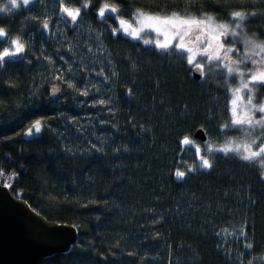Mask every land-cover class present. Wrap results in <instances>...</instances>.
<instances>
[{"label": "trees", "instance_id": "trees-1", "mask_svg": "<svg viewBox=\"0 0 264 264\" xmlns=\"http://www.w3.org/2000/svg\"><path fill=\"white\" fill-rule=\"evenodd\" d=\"M105 2L124 18L203 12L230 21L226 13L243 11L248 34L264 39V0H90L77 24L61 18L56 0L0 12V51L15 37L26 45L0 66V183L79 232L69 252L41 264H264V165L216 151L229 140L251 142L231 125L229 88L239 78L205 62L207 75L195 80L175 47L113 32L117 16H98ZM236 47L243 53L242 42ZM255 91L263 101L264 88ZM199 127L215 135L199 141L213 146L205 155L212 168H201Z\"/></svg>", "mask_w": 264, "mask_h": 264}, {"label": "snow or ice", "instance_id": "snow-or-ice-1", "mask_svg": "<svg viewBox=\"0 0 264 264\" xmlns=\"http://www.w3.org/2000/svg\"><path fill=\"white\" fill-rule=\"evenodd\" d=\"M32 2L33 0H8L10 7L8 5L0 7V12H11L13 9L21 8V6L27 8ZM56 2L61 18L67 17L72 24H77L78 18L81 17L82 8L87 14V10L91 7L90 0H84V3L79 7H70L65 4L64 0H56ZM106 13L118 14L119 8L115 4L105 2L98 9V16L104 18ZM139 15L141 17L139 27H133L125 19L119 20L120 27L128 35L139 38L140 33L147 28L157 34L158 38L154 43L158 48L168 51L175 47L182 56H185L187 64L199 76L207 75L206 64L201 62V60H205L208 70L214 74H218L217 70H220L226 72L227 77L235 75L239 78V86L234 89L229 88L233 97L231 100V125L233 128L238 127V130L243 131L245 137L251 136V142L249 143L246 139L237 144L229 140L228 143L217 148L216 151L225 154L234 152L240 159L250 162L259 158L260 163L264 165V101L259 104L254 102L255 90L264 88V39H261L255 33L248 34L246 25L249 23V14L243 11L226 13L230 17V21H224L203 12L199 15H186L180 12H172L170 15H145L140 12ZM250 15L255 17L257 13L252 12ZM42 27L44 30L49 29L48 19L43 21ZM112 31L115 32L116 30L113 29ZM6 36V29L0 27V37ZM159 37H163V39ZM201 37H204V39H201ZM144 42L151 43L153 41L145 40ZM238 42L243 44V53L236 47ZM25 53L26 45L20 37L11 39V46L0 51V66L6 64L8 58ZM234 55L237 58H234ZM197 56H200L201 60H198ZM249 63L252 67L249 68L248 72H245L244 67ZM246 76L247 79H245ZM56 79H60V77L57 76ZM225 83H228L227 79ZM69 87H72V85L69 84ZM57 90L55 87L53 88V92ZM245 90L248 93L247 102L238 105V102L243 100L242 93ZM131 91V89H128L129 94H131ZM81 95H87V92H82ZM100 103L103 104L104 102L100 101ZM238 107L241 108V111H238ZM257 112L261 114L258 119L255 118ZM41 126V120H35L34 129L37 133L41 131ZM228 127V124L223 125V128L227 129ZM257 128H259L258 132L256 131ZM32 133L33 128L30 127L26 134L32 135ZM182 142L185 145L193 143L188 136H185ZM196 151L197 153L200 152L198 145ZM209 151H212L210 143ZM200 160L201 167H213L212 162L204 156H200ZM176 175L182 178L185 173L177 171ZM240 232L246 235L243 227ZM245 247L252 249L253 245L248 243Z\"/></svg>", "mask_w": 264, "mask_h": 264}, {"label": "water", "instance_id": "water-1", "mask_svg": "<svg viewBox=\"0 0 264 264\" xmlns=\"http://www.w3.org/2000/svg\"><path fill=\"white\" fill-rule=\"evenodd\" d=\"M195 80H201L192 69ZM194 138L208 141L203 127ZM76 226L48 220L0 183V264H41L49 256L67 253L78 242Z\"/></svg>", "mask_w": 264, "mask_h": 264}, {"label": "rangeland", "instance_id": "rangeland-1", "mask_svg": "<svg viewBox=\"0 0 264 264\" xmlns=\"http://www.w3.org/2000/svg\"><path fill=\"white\" fill-rule=\"evenodd\" d=\"M140 12H142V11H136L133 15H132V18H124V17H122V16H119V15H117V14H114V15H116L117 16V23H116V28H115V30L116 31H120V32H122V33H124V34H126V35H128L126 32H124L123 31V29L120 27V23H119V20L120 19H125V20H127L129 23H131L132 25H133V27H139V21H140V15H139V13ZM145 15H148L149 13H145V12H143ZM155 15H157V14H155ZM170 15V14H169ZM144 35H147L148 37V39H153V40H156L158 37H157V34L154 32V31H151V30H149V29H144L141 33H140V36H139V38H136V39H139V40H142V41H145L146 40V38L145 37H143ZM242 35H243V33H242ZM250 35V34H249ZM160 39H163V37H159ZM201 39H204V37H201ZM193 46H195V45H193ZM197 59L198 60H201V57L200 56H197ZM201 62L202 63H205L206 61L205 60H201ZM245 72H248V70L247 71H245ZM245 79H247V76L245 77ZM239 86V80H238V82H237V84L233 87V89L234 88H236V87H238ZM242 96H243V100L242 101H240V102H238V105L239 104H243V103H246L247 102V99H248V93H247V91L245 90L243 93H242ZM232 93H231V100H232ZM264 101V100H263ZM254 102L255 103H257V104H259L260 102H262V101H260V102H257L255 99H254ZM232 107V106H231ZM238 111H241V108L240 107H238ZM261 116V114L259 113V112H257L256 113V115H255V118H259ZM244 133V132H243ZM255 133H253V135H254ZM245 136V135H244ZM213 138H215V135L213 134V135H210L209 137H208V139L209 140H211V139H213ZM246 138H252L251 136H249V137H246ZM194 142H195V146L197 147V145L199 146V148H200V152L198 153V156H199V158H200V156H204L205 157V155H206V153H207V149L209 150V144H208V147L205 149V147H203L202 146V144H200L199 143V140H197V139H195L194 138ZM237 144H239V143H241V142H236ZM250 143V142H249ZM211 146H212V144H211ZM254 147V146H253ZM212 148H213V146H212ZM206 158V157H205ZM208 159V158H207ZM201 168H203V167H201ZM206 169V168H205ZM232 238H234V237H238V235H237V231H235V230H233V231H231L230 232V234H229Z\"/></svg>", "mask_w": 264, "mask_h": 264}]
</instances>
